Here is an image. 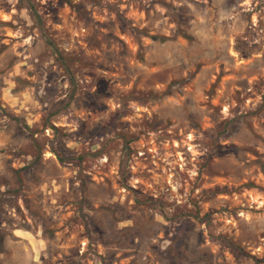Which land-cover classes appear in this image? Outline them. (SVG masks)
Instances as JSON below:
<instances>
[{
	"label": "rangeland",
	"instance_id": "rangeland-1",
	"mask_svg": "<svg viewBox=\"0 0 264 264\" xmlns=\"http://www.w3.org/2000/svg\"><path fill=\"white\" fill-rule=\"evenodd\" d=\"M0 238V264H264V0H0Z\"/></svg>",
	"mask_w": 264,
	"mask_h": 264
},
{
	"label": "trees",
	"instance_id": "trees-1",
	"mask_svg": "<svg viewBox=\"0 0 264 264\" xmlns=\"http://www.w3.org/2000/svg\"><path fill=\"white\" fill-rule=\"evenodd\" d=\"M28 1V0H26ZM30 5V4H28ZM46 43L51 47V49L54 51V52H57V49L56 47L54 46V44L50 41V40H46ZM0 241H1V238H0Z\"/></svg>",
	"mask_w": 264,
	"mask_h": 264
}]
</instances>
